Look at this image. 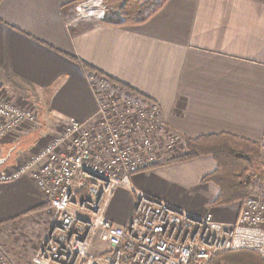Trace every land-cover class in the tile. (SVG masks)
I'll return each instance as SVG.
<instances>
[{"label":"crops","instance_id":"crops-1","mask_svg":"<svg viewBox=\"0 0 264 264\" xmlns=\"http://www.w3.org/2000/svg\"><path fill=\"white\" fill-rule=\"evenodd\" d=\"M80 1L0 0V92L7 100L35 102L42 123L91 120L98 103L88 64L160 104L183 137L229 133L260 144L264 155V0H166L138 24L124 22L127 0H105L107 15L99 21L78 16ZM30 137L0 145L6 159L0 170L40 138ZM206 162L168 164L137 173L132 183L181 208L188 207L180 195L190 189L211 204L220 188L199 181L217 168ZM111 197L108 215L124 225L135 197L124 188ZM45 198L28 175L0 182V234L17 225L37 234L47 223ZM235 212L216 218L231 221Z\"/></svg>","mask_w":264,"mask_h":264},{"label":"built area","instance_id":"built-area-1","mask_svg":"<svg viewBox=\"0 0 264 264\" xmlns=\"http://www.w3.org/2000/svg\"><path fill=\"white\" fill-rule=\"evenodd\" d=\"M107 7L105 0H82L75 9L80 18L99 21L106 18ZM88 78L98 103L95 117L58 120L57 124L63 122L66 128L50 143L26 159L21 153L14 168L0 170V182L24 175L32 178L53 214L30 264H209L216 254L243 249L264 256V192L245 198L234 219L221 221L213 211L196 214L137 188L133 176L156 161L146 151L145 156L130 159L131 151L122 146L124 142L145 148L153 143L150 137L133 133L139 123L129 119L136 115L153 124L161 108L143 95L133 97L132 92L123 91L106 78L95 81L89 73ZM112 95L118 97L111 99ZM120 99L125 113L117 114L123 112L118 104L117 112L110 115L107 104ZM99 113L110 118L100 121L101 132L95 134L91 121ZM41 123L36 106L18 105L0 92V145L17 140L28 124ZM157 132L166 145L180 140L179 133L161 128ZM95 147L105 148L104 155H94ZM132 151L135 153L134 147ZM107 152L111 156L104 157ZM118 188L135 197L124 225L113 222L107 210ZM97 239L105 245L96 253ZM0 264H13L1 244Z\"/></svg>","mask_w":264,"mask_h":264},{"label":"rangeland","instance_id":"rangeland-1","mask_svg":"<svg viewBox=\"0 0 264 264\" xmlns=\"http://www.w3.org/2000/svg\"><path fill=\"white\" fill-rule=\"evenodd\" d=\"M121 5H117L116 7H114L115 9H117L118 7H120ZM123 7V5H122ZM122 7H120L121 9H123ZM87 73L91 74V76H93L95 81H99L102 82V79L106 78L109 81L110 78L114 79L113 77L107 75L106 73L103 72L104 75H99L96 72L93 71H86ZM110 77V78H109ZM115 81H118L115 79ZM98 82V83H99ZM112 82V81H111ZM98 83H94L96 84V86L98 88L101 89L100 84ZM114 83V82H113ZM116 84V83H115ZM92 85V84H91ZM120 89H122L123 91H129L132 92L130 90H126L123 89L120 85L116 84ZM103 91V90H100ZM133 93V92H132ZM103 95V94H102ZM102 95H100L99 97H101ZM118 96H114L112 95L110 98L111 99H115ZM133 97L136 98L135 93H133ZM131 98V97H129ZM137 102V99H135ZM106 103V102H104ZM35 106L36 103L34 102ZM118 104L121 105V108L123 107V100L120 99L119 101H117L115 104H110L108 103L107 106L110 109L109 113L110 115H113L115 113V111L117 112V107ZM106 106V107H107ZM161 105L159 104V107ZM36 108L38 109L39 107L36 106ZM161 108V113L159 116H157V122L153 123V124H149L147 123L145 120H140L136 115H132L131 119H129L130 121L136 123V121L139 123L136 127L138 128V130L133 131V133L138 134L139 136L145 135L146 137H150V139L152 140L151 144L152 146H148L147 148H145L144 146H138L135 144L129 143V142H124L122 146H128V148L131 152H130V159L134 160L136 159L135 157L138 156H145V151L146 154H151V158H153L156 162L155 164H153V168L152 169H145V171H149V170H156L159 169L163 166H166L168 164H175V163H180V162H190V163H207L206 161H211V159H214L213 155H205V154H200V155H196V156H189L191 153V149L187 143L186 138L187 137H183L181 134L180 136V140L176 141L175 143H172L171 146L166 145V141L161 139V137L158 135L159 129H166V132H170V133H177V131H175L172 127H170L168 125V123L166 122L165 118V114L162 111V107ZM123 109L122 113H117L120 116H123L122 114L125 113V109ZM133 112H131L132 114ZM136 114V113H135ZM95 117V116H94ZM93 117V118H94ZM107 117L108 119L110 118V116L108 114L105 113H99L98 116L96 117V119L94 121H91L93 126L95 127V134H100L101 129H100V121H103L104 118ZM115 117V116H114ZM43 123L41 124H35V125H30L28 124L29 128H27L25 131H23V133H20V137H18V139H24V137H28L27 140H33L32 135L38 134L39 135V139L35 140L34 143L32 144L33 141H31V144L33 146H30L29 149H25L24 151V156L23 159H26L30 154L36 153L37 151H39V149L43 148L44 146H46L48 143H50L51 140H53L56 135H58L59 133H61L63 130H65V123H58L61 125L57 124L58 120H52L51 118L49 119H45L43 118ZM98 121V122H96ZM140 121V122H139ZM98 123V124H97ZM68 124V123H66ZM55 130V131H52ZM36 130H38V132H36ZM44 130V131H42ZM173 133V134H175ZM17 139V140H18ZM15 140H10L9 142H16ZM22 141V140H21ZM131 146V148H130ZM132 147H134L135 149V153H133L132 151ZM106 149H102V148H94V155H104ZM144 153V155H142ZM111 156L110 153H106L104 157H109ZM18 158V157H17ZM211 158V159H210ZM17 161V160H16ZM216 162V161H215ZM17 163V162H14ZM217 163V162H216ZM255 169L254 171V176L252 178H254V189L252 190V194L254 193H258L259 191H261L260 189L264 190V155L263 156H259L255 159ZM207 165V164H206ZM16 165H12L8 168H14ZM152 167V166H151ZM196 165H192L191 166V172L192 174L188 175V179H190L189 181L191 183H193L192 185H194V179H196V172L197 169H195ZM150 168V167H149ZM217 169V168H216ZM215 169V170H216ZM214 170V171H215ZM142 171V172H145ZM212 173V172H211ZM210 174V173H209ZM206 176V175H205ZM203 176L201 179H199V181H201V183H205L203 182L204 177ZM197 192H199V190H193L190 189V192H182L181 193V197L183 199V206H187L188 208H186L187 210H190L193 213L199 214L200 212L202 213H206L209 211H213L214 214L217 215H221L223 217H230L232 216L234 210L237 212V210L239 209V203H233L231 205L228 206H214L211 204H207L206 202V197L204 194H198ZM180 194V193H179ZM249 195V196H250ZM49 208V207H48ZM50 208L48 209V211H46L47 213H45V221H47L46 226L45 227H40L41 230L39 229L37 231V234L32 235L31 234V229L29 227H25V226H15L13 228V230L9 233V234H0V244L3 248H5L6 252L9 254V256L12 258V263L13 264H30L33 256L35 255V253L37 252V249L40 247L41 242L43 240L42 237L45 236V234L47 233V230L49 228V223L52 220V212H50ZM235 212V214H236ZM201 213V214H202ZM97 245L96 247H94V251L97 253L100 249H102V247L105 245L103 243H101L98 239H97ZM16 254L18 256H16ZM23 255V257H22ZM20 258V259H18Z\"/></svg>","mask_w":264,"mask_h":264},{"label":"trees","instance_id":"trees-1","mask_svg":"<svg viewBox=\"0 0 264 264\" xmlns=\"http://www.w3.org/2000/svg\"><path fill=\"white\" fill-rule=\"evenodd\" d=\"M166 0H127L122 12L124 22L129 24L141 23L156 14ZM86 71L104 75L99 69L85 64ZM110 78V77H109ZM110 80L123 89L139 95L130 86ZM141 95V94H140ZM142 96V95H141ZM191 149L189 156L200 154L213 155L217 169L204 177L203 182H213L220 188L219 195L211 205L228 206L241 203L254 189L255 159L261 155L263 148L260 144L249 139L229 133L210 134L196 138H186ZM152 167L148 169H152ZM48 204L42 206L44 209ZM39 209V208H38ZM37 209V210H38ZM209 264H264V256L258 252L243 249L226 251L216 254Z\"/></svg>","mask_w":264,"mask_h":264},{"label":"water","instance_id":"water-1","mask_svg":"<svg viewBox=\"0 0 264 264\" xmlns=\"http://www.w3.org/2000/svg\"><path fill=\"white\" fill-rule=\"evenodd\" d=\"M6 159H0V167L2 166V163H4Z\"/></svg>","mask_w":264,"mask_h":264}]
</instances>
